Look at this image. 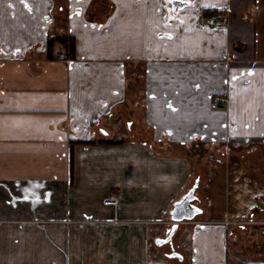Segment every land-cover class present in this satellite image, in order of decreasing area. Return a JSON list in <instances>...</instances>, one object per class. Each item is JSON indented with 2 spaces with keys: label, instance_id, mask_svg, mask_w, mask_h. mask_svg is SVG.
I'll list each match as a JSON object with an SVG mask.
<instances>
[{
  "label": "crops",
  "instance_id": "obj_1",
  "mask_svg": "<svg viewBox=\"0 0 264 264\" xmlns=\"http://www.w3.org/2000/svg\"><path fill=\"white\" fill-rule=\"evenodd\" d=\"M8 1L0 17L17 22L12 47L0 45V264H264L229 255L219 200L179 224L183 261L156 243L195 180L211 200L227 159L264 145V0H190L177 13L178 0H65L74 15L60 8L58 35L74 37V60L60 44L56 59L36 51L55 0ZM135 106L140 130L131 121L116 138Z\"/></svg>",
  "mask_w": 264,
  "mask_h": 264
},
{
  "label": "rangeland",
  "instance_id": "obj_2",
  "mask_svg": "<svg viewBox=\"0 0 264 264\" xmlns=\"http://www.w3.org/2000/svg\"><path fill=\"white\" fill-rule=\"evenodd\" d=\"M55 1V18L53 21V25H51L52 30L51 32H49L50 36H53L55 34H64V28L67 27L65 24V17L63 16L64 14H62L61 10H59L60 7L66 6V1ZM8 2L9 4L7 3L6 7L10 9H15V1L10 0ZM108 6V2L105 1V5H103L102 7L98 5L93 10L90 7L88 9L89 17L94 20L95 16L93 11H96V8H102L104 11H107ZM66 9L67 11H69V13H72L74 15V10L71 12L70 7L67 6ZM80 12L81 14L84 13L82 8H80ZM15 16L16 14L14 16L10 15V18L8 19L0 17V34L5 32L0 38V45L3 47L10 48L9 45L12 47L13 40L11 39V34L13 33V28L10 26L15 27V22H17L15 20ZM70 17H72V15ZM100 18H102L101 15ZM7 29L8 36L6 37ZM45 41L46 40L44 38V43ZM46 46V43L44 44V46L39 44L38 49H36V51L38 53L43 52V50L46 49ZM13 59L15 60V58ZM7 61H10V59L5 60L4 62ZM135 107L136 108H134L132 111L127 112L124 115L122 113L121 117L119 118L122 120H118L117 122L119 124V131H117V133H113V136L122 139L128 136V124L131 121L133 123L132 130H135L136 133L140 130V124L138 123H140V119L143 118L142 116L144 114V109L140 106ZM106 130L109 131L110 129L107 128ZM227 160V163L229 164V169L227 170L228 172L226 171L228 173L226 174V177H222V175L210 177L214 182L207 186L209 190H207L204 195L206 196V198L211 196V200L207 198V201H204V198L202 197L201 193H198L200 186L208 183V181L205 183L206 179H204V177H202L203 180L202 178L199 180V188L196 194L200 196V203L196 205L199 206L201 209L204 208L206 212H211L212 207L217 204L216 201L219 200L218 203H220V201L222 203L226 202L228 204L227 218L229 219L228 231L230 233L228 253L232 258H237L236 260L245 261L254 259L255 257L257 258V255L259 254L264 255V145H261L258 153H250L249 150H240L237 155H234L233 157ZM215 184L217 186H214ZM202 214L198 215L196 218H201ZM172 227L173 225L170 227V230H172ZM161 238L165 239L164 236ZM174 238L172 244L170 243V240L168 244L160 245L161 247L168 249L167 251L170 254L173 252L171 251L172 247L173 249H175V251L179 252L174 243ZM169 245H171L172 247H170Z\"/></svg>",
  "mask_w": 264,
  "mask_h": 264
},
{
  "label": "water",
  "instance_id": "obj_3",
  "mask_svg": "<svg viewBox=\"0 0 264 264\" xmlns=\"http://www.w3.org/2000/svg\"><path fill=\"white\" fill-rule=\"evenodd\" d=\"M190 1H182L178 0L176 3L174 1V9L175 13H177L180 9L189 6ZM199 188V179L196 180V183L194 186L190 189V191L179 201L175 204L174 209L171 212V219L174 222V226L172 227V230H169L167 232L168 237L163 239L160 238L157 240L158 245H164L168 244L171 240V244L173 242V238L175 234L178 231L179 224L181 222H184L186 220H193L198 215H201L203 213V209H201L199 206H197L194 202L197 200L198 196L196 195V192ZM170 259H179L180 261H183L184 257L175 249L171 254H168L167 256Z\"/></svg>",
  "mask_w": 264,
  "mask_h": 264
},
{
  "label": "trees",
  "instance_id": "obj_4",
  "mask_svg": "<svg viewBox=\"0 0 264 264\" xmlns=\"http://www.w3.org/2000/svg\"><path fill=\"white\" fill-rule=\"evenodd\" d=\"M214 13L215 11H211ZM210 12V13H211ZM60 44L64 47L66 58H70L74 60L75 58V39L73 36L70 35H56V36H49L48 38V46H47V56L50 59H56L55 55V46ZM90 144V143H89Z\"/></svg>",
  "mask_w": 264,
  "mask_h": 264
},
{
  "label": "built area",
  "instance_id": "obj_5",
  "mask_svg": "<svg viewBox=\"0 0 264 264\" xmlns=\"http://www.w3.org/2000/svg\"><path fill=\"white\" fill-rule=\"evenodd\" d=\"M218 20H219V16L218 15H214L209 20V24L210 25H214V24H216L218 22ZM215 102L221 104V103L225 102V99H223V98H217V99H215ZM106 203H107V205L116 207L118 205V198L117 197H114V196L113 197H110V198H108L106 200Z\"/></svg>",
  "mask_w": 264,
  "mask_h": 264
},
{
  "label": "flooded vegetation",
  "instance_id": "obj_6",
  "mask_svg": "<svg viewBox=\"0 0 264 264\" xmlns=\"http://www.w3.org/2000/svg\"><path fill=\"white\" fill-rule=\"evenodd\" d=\"M190 1V0H189ZM190 4H191V1H190ZM61 8V7H60ZM60 10V9H59ZM13 13V12H12ZM54 18H55V13H53L52 14V16L49 18V26L48 27H50L51 25H52V23H53V21H54ZM53 36H55V35H53ZM47 46H48V42H47ZM197 196H198V194H196ZM195 204H199L200 203V196H198V198H197V200H195V202H194ZM168 230H170V228L168 229ZM168 237V234L167 233H165V235H164V238H167ZM170 247H172L171 245H169ZM174 249H173V247L171 248V251H173ZM168 254H170V253H168Z\"/></svg>",
  "mask_w": 264,
  "mask_h": 264
}]
</instances>
